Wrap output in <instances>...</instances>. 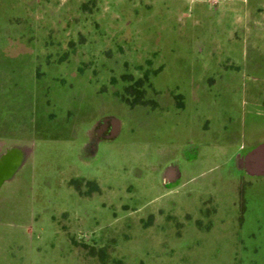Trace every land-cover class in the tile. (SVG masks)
<instances>
[{"label":"rangeland","instance_id":"1","mask_svg":"<svg viewBox=\"0 0 264 264\" xmlns=\"http://www.w3.org/2000/svg\"><path fill=\"white\" fill-rule=\"evenodd\" d=\"M229 4L235 0H0V90L20 97V123L6 133L36 132L34 141L17 140L34 148L33 165L0 191V264H101L92 248L119 264H264V173L251 171L245 157L238 162L234 147L226 152L207 140L225 125L246 130L242 117L254 108L247 90L264 86V22L254 45L252 30L235 21L252 14L226 13ZM253 46L261 68L252 65ZM187 58L197 66L192 76L177 71ZM122 74L131 83L151 75L148 94L187 104L185 120L156 126L140 105L112 104ZM90 77L101 105L111 104L99 114L123 123L118 138L94 147L85 123L80 138L66 97ZM43 98L47 132L26 124ZM260 106L264 122V98ZM259 128L256 141L264 139ZM72 179L99 188L85 181L79 192Z\"/></svg>","mask_w":264,"mask_h":264},{"label":"crops","instance_id":"2","mask_svg":"<svg viewBox=\"0 0 264 264\" xmlns=\"http://www.w3.org/2000/svg\"><path fill=\"white\" fill-rule=\"evenodd\" d=\"M243 1L244 0H235V4L233 6L231 4H229V8H227L226 6L227 10L225 9V12L227 13L229 9L231 10V13L232 11L235 12V16H238L237 15L238 13L242 15L243 12L245 11L252 14V17L250 19L247 18L246 21L243 20L239 21L237 20V17H235V21L239 23L238 25H240L241 27L246 28L247 30L248 29L252 30L248 34V37H251L252 35L251 38L252 43L256 45L258 43L257 39H260V37L262 36V33L260 31L263 27L264 17L261 16V14H263L264 12V3H262V1L260 2V0L257 1L255 0L253 5L247 6V4L245 5ZM197 7L202 11L203 10L205 11L206 9H210L209 5L206 4L205 5L198 4L196 5V8ZM188 13L189 12L186 11L183 14H185V16H189ZM225 17L227 16H223L222 18ZM258 30L260 31L258 32ZM253 36L255 37L253 38ZM253 51H254L253 55H255V58L257 59L252 65L253 67L256 66L255 68H261L263 66L261 63V61H263L262 60L263 58L259 59L260 55H259L258 47L254 48L253 46ZM55 62L56 61L52 62L54 67L57 66V63ZM64 62H66V59ZM176 66L178 67L177 71L179 72V74L184 76H192L197 72V66L190 58L178 60ZM12 74H14V72H12ZM32 75L34 77L37 76L35 64H33ZM49 75L52 77L51 72H49ZM91 78L92 77H90V79H86L90 81H87L85 83L83 81L82 82L79 81L80 79L77 80L78 86L75 88V92L71 93L70 95H67L66 93V97H68L70 100L71 99L74 100L73 102H74L75 113H71L70 110L69 113L72 116H76V118L79 117L80 120L79 125L81 127H79L78 130L79 132L81 131L80 138H82V136L84 135L83 124L85 123V125H89L87 130L90 131V133L93 136L91 140H88V138L86 137L85 142L88 141V143L91 144V147H94V145L96 144V142H98V140L107 141L118 138L123 130V123L116 115H112L110 113L102 114V115L99 114V110L101 106L106 108V106L111 104H109L110 102L109 100H107L101 105L100 97H99L100 91L98 89V85H95L93 79ZM70 87L73 88L72 85ZM247 91L250 94L251 100L254 104V108L252 109L251 113L247 112L242 117L243 120H241V122L247 125L246 130L239 129L237 131L233 128H230L228 125L226 127L225 124H222L219 121L217 123V126L218 129H220V131H221V126L225 125L224 134L222 135L221 133H218L214 136L210 135L209 138H207L208 141L209 140L214 141L219 148H221L226 152H227V148L234 147V156L238 159V162L241 161V158L243 157H245L246 160L249 153H251L259 146L264 145V139L256 141L253 138L254 133L260 129L259 126L264 125V122H261L258 116L260 115L258 111H260L261 108L260 106L261 100L262 98H264V86L255 84L254 87H251V89ZM6 93H8V95H6ZM148 97L150 99L155 100L153 94H148ZM112 98H113L112 104L116 102V104L118 103L119 107L123 108L125 111L129 109V106L125 102H123L120 97L116 95V92H114V96ZM156 100H157L156 101L157 107L154 109L152 108V114L148 112V106L140 105L141 108L146 109L145 110L146 117H144V120L147 121V123L150 121V123L152 124L154 123L156 126H160L162 121H166L169 125L175 127L178 126V124L182 120H185V116L187 114V109H188L187 104L182 105L181 107L178 106L175 97H173V95L170 94L165 98H162L161 96H157ZM19 101H20V97L18 93H13V91L10 90L8 92H5L1 88L0 90V191L5 187V185H7V183L15 182L16 179H18L19 173H21V171L25 169L22 168L23 165H25L26 163L31 164L30 158H33V156H35L34 148L25 145V143L18 142L20 138H22V140L26 142L31 140L34 141L36 135L35 131H34L35 135L32 133L33 135H28L26 137L25 136L20 137V135L17 133H15L14 136L6 133L8 132L7 128L9 126H17L20 123V119L18 116L20 113ZM34 101H35V96H34ZM48 101L49 100L47 98H43L39 106L36 103H33L30 116L28 117L26 123L29 127L30 125H32V126H36V130L37 128L38 129L41 128L42 131L44 130L45 132L48 131V129L45 128L47 125V120L48 118H50V114L47 109ZM4 104H9L8 105L9 109H7V111L4 110L5 109L4 107L6 106ZM84 114L88 115V117L83 118ZM81 116L83 119L81 118ZM227 124H230V122H228ZM71 125L72 126H69V128L73 127L72 123ZM71 128L69 129L70 132L72 131ZM188 130L189 131L183 135V138L187 140L184 143H187L189 141L188 137L190 136L189 133L190 128ZM202 130L203 131L201 132L206 131L205 129H203V127ZM10 132L11 131H9V133ZM47 135L48 133H46L44 136L46 137ZM67 136L72 138V136H70L69 134ZM232 136H237L238 138V139L235 138L236 139L235 143H232V140L234 138ZM167 138L172 140V142L178 139L177 134L174 135V132H171L170 135L167 136ZM221 138L226 140L223 144L219 143L222 142L220 140ZM183 140L184 139H182V141ZM196 144L199 147L204 145L203 141H198L196 142ZM262 157H263L262 159L256 160V164L260 168L264 167V155ZM31 165H33V163ZM164 168H174V167L164 166Z\"/></svg>","mask_w":264,"mask_h":264},{"label":"trees","instance_id":"3","mask_svg":"<svg viewBox=\"0 0 264 264\" xmlns=\"http://www.w3.org/2000/svg\"><path fill=\"white\" fill-rule=\"evenodd\" d=\"M159 70H155L152 72V76H156ZM150 75V76H151ZM150 76L143 78H139L134 83H131L133 80L131 74H122L121 75V81L123 83V88L116 92V95L121 98L123 102H125L129 107L133 108L138 105H146L150 106L151 108H156L157 103L155 100L150 99L148 97V91L144 86L148 83H151ZM113 83H116V79L113 77L112 79ZM152 85V83H151ZM85 179L77 180L72 179L70 181V184L73 185L77 191L80 192V184L82 182H85ZM89 185L95 184L96 188H99L98 185L95 182H92L90 180L86 181ZM90 255H96L99 256L101 264H119V260H108V254L104 248L99 249L96 251L94 248L90 250Z\"/></svg>","mask_w":264,"mask_h":264},{"label":"water","instance_id":"4","mask_svg":"<svg viewBox=\"0 0 264 264\" xmlns=\"http://www.w3.org/2000/svg\"><path fill=\"white\" fill-rule=\"evenodd\" d=\"M264 155V145L259 146L255 150H253L249 155L247 156V163L248 167L253 171L254 173H264V167L260 168L256 164V160L262 159Z\"/></svg>","mask_w":264,"mask_h":264}]
</instances>
